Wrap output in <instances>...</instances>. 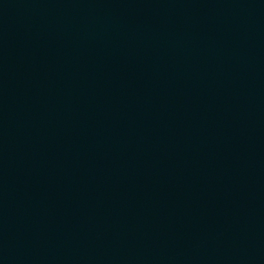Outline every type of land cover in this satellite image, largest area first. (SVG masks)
<instances>
[{"label": "water", "instance_id": "1", "mask_svg": "<svg viewBox=\"0 0 264 264\" xmlns=\"http://www.w3.org/2000/svg\"><path fill=\"white\" fill-rule=\"evenodd\" d=\"M0 264H264V0H0Z\"/></svg>", "mask_w": 264, "mask_h": 264}]
</instances>
